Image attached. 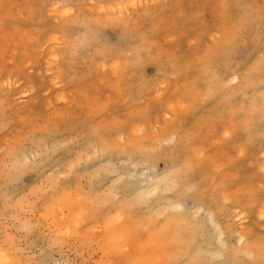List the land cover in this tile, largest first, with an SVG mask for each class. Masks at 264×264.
<instances>
[{"label": "rangeland", "instance_id": "obj_1", "mask_svg": "<svg viewBox=\"0 0 264 264\" xmlns=\"http://www.w3.org/2000/svg\"><path fill=\"white\" fill-rule=\"evenodd\" d=\"M0 1L2 2H0V234L2 233L0 252L6 254L7 264H18V262L20 264H104L105 261L106 264H109L111 263L109 260L112 258L113 262V258H116L114 256L117 254L110 255L112 257H107L108 260L107 258L105 260L104 257L110 253L113 243L117 249L118 245L122 246L117 244L116 240L120 241L123 236L119 237L117 233L123 235L122 232L125 230L126 238L129 237L131 242L135 241L134 247L139 246L138 251L143 250V247L146 246L143 245L144 243L149 245L152 241L153 245H150L156 247L158 244L154 241L159 239L158 243L174 241L176 244L174 242L173 244L175 247L178 244L177 249L183 256L177 255L181 258L187 257L186 250L182 249L188 245L186 241L191 235L187 223L180 219L165 220L164 211L161 209L148 212L150 215L145 217L130 215L132 206L143 202L145 205L150 203L151 199L146 195L138 196L128 202H121L118 209H112L94 217V213L90 212L94 211L91 209L94 207L90 208L92 200L88 198V186L90 185L88 182L96 177H104L107 185L94 195L96 198L100 196L98 199L101 200L94 199L98 205L108 206L116 197L111 195L112 185H114L111 176L119 171V164L116 163V166L113 167L102 166L101 163L95 164V154L87 153L93 152V149L79 148V140L86 127L91 124L96 128L97 125L111 126L114 121L120 124L113 125L117 126L116 130L111 126L113 128L112 135L115 137L124 138L125 136L130 139L133 133L132 139H135L146 134L147 131L153 132L154 129L155 133H159L161 128L170 121L169 119L183 117L184 112L193 107L208 106L207 110L210 111L206 114V120L203 121L202 126L194 120H188L182 125L183 132L189 131L188 133H190L188 139H191L193 135L199 139L198 141L196 138L197 142H193L192 152L201 157H208L216 153L213 159L216 164L214 175L229 170L226 158L232 159L230 161L237 166L234 167V170L239 173L240 178L237 185L229 191V196H236L237 193L244 192L251 193L247 194L246 205L248 207L252 204L255 207L251 217L241 219L239 222L244 224L246 220H250L256 231L258 230L264 237V157L253 155L245 157L243 152H246L247 145L234 143L231 139L238 127L242 129L245 124V128H247L250 122V115L244 114L241 108L254 98L260 97V93L264 91V0H138L140 4L134 6L135 8L127 4L129 0H93L96 6L104 7L103 10L95 9L96 12L91 9V0H59L61 13L53 12L55 0ZM141 5L144 6L141 7ZM66 10L68 12L64 13ZM86 10L90 12L88 13ZM70 15L73 19H70ZM65 24L66 26H64ZM54 35L60 37L59 42L49 39ZM62 35H64V39H62ZM147 35L148 38H146ZM46 38L48 39L46 40ZM174 53L175 55H170ZM202 64L203 66H201ZM211 69L218 76L238 71L248 76L250 83L247 82L248 85L243 88L244 90L233 96L227 103L215 105L216 95L223 88L217 84L216 77L211 76ZM4 78L5 80H2ZM174 98L178 99L174 100ZM215 106H217L215 109H211ZM240 120L241 122H239ZM155 121L157 122L155 123ZM145 127L147 130L144 133ZM195 127L197 131L194 130ZM201 140L203 142H200ZM215 142L218 143L215 144ZM26 152L30 155L31 161L25 158ZM31 152H40V154L34 156L31 155ZM221 153L222 156H217ZM46 157L47 163L55 158L60 159L59 166L54 170L44 172L43 168L32 165L36 160ZM221 157L224 158L221 159ZM225 161L226 163H224ZM240 161H242L241 165ZM73 166L75 167L73 168ZM72 170L75 171L72 172ZM131 177L135 178V175H131ZM59 180H62L61 184ZM77 181L79 182L77 183ZM242 182H245V185ZM247 184L248 186H246ZM59 185L65 186L66 195H68L67 206L74 209L67 211L62 208L63 211L68 214H70L69 212L76 214L80 211L79 214L73 215L77 218L81 215L85 216L77 219L73 215H71L72 217H68V215L67 218L70 219L65 222L68 228L63 229L66 225L61 227L63 225L61 224L60 231L62 232L52 226L54 220L60 219L57 214L60 212L58 215L65 218L66 215H63L65 212L61 213L62 209L58 205L59 208L56 206L57 210H60L55 212L57 214H53L58 219L49 218L52 215H48V211L54 199L45 201V196L52 193ZM249 186L252 188L250 189ZM238 190L239 192H237ZM38 194L41 196L37 200ZM103 197L104 199H102ZM30 200L32 203L34 202V206ZM85 202L87 204L90 202L89 206ZM125 205L127 206L126 210L129 208L128 211L125 210ZM86 206L91 209H87L91 214L86 213ZM122 209L125 210V214L130 215L129 218L126 215L124 223L126 222L127 225L128 221L129 225L132 223L130 226L134 230L131 231L129 227L132 237L130 231H127V225L125 230L120 228L122 218L125 217L121 213ZM18 210L19 212H17ZM111 216H121V218L113 217L112 219ZM148 217L151 219L149 220ZM73 218L78 220L79 226L76 221L73 222ZM25 219L30 221L26 222ZM48 219L52 220V223L47 221ZM102 219L107 223L110 222L111 225L120 224L117 227L120 228V231L115 233L114 231L117 229L106 228L107 225L103 226L104 231H101ZM146 219L149 220V223L145 226L143 223L140 224L143 226V231H139L142 227L139 229L133 226H136L134 223L138 220L144 222ZM71 221L72 223H70ZM79 221L82 222L79 223ZM59 222L61 223V220L58 221V224ZM169 222L175 225L169 224L170 227H164L166 224L168 226ZM73 223L78 226H75L77 229H73L75 224L69 226ZM181 223L182 225H180ZM162 226L163 230L166 228L169 230L172 227V232L171 230L167 231L170 236L167 234H165L167 238L164 234L161 236L159 235L160 231V233H156L159 237L165 238L160 239L157 235L158 238L155 240L153 238L145 239L150 236V232L152 234L156 230H161ZM93 227L95 229H91ZM27 228L29 232H27ZM5 229H8L9 232ZM85 229L86 231L89 229L88 234L93 233L94 235L100 230L101 233L98 235H102L100 238L97 235L100 240L96 235L94 236V238L96 237L94 240L97 239L96 245L92 243L93 238L87 239L86 235L82 234ZM136 229L139 230L135 231ZM71 230L73 231L71 232ZM68 231H70L69 234H67ZM110 231L113 236L115 235L114 239L113 236H110ZM74 232L77 233L74 234ZM127 232L130 234L129 236ZM185 233H188L189 236ZM88 234L87 236H89ZM9 236L12 240L8 238ZM182 236L185 237V243ZM109 237L113 241L116 237L117 239L115 242H111L110 238L111 246L100 245H107ZM3 240L5 241L3 242ZM15 240L17 241L15 242ZM129 240L127 239L128 242ZM140 240H143V243ZM137 241H140L142 245L139 243L138 246H135ZM179 241L180 243H178ZM123 242L125 245L126 242ZM131 244L128 245L130 248H132ZM161 246L158 248L162 252L167 246L164 247L165 249ZM114 247L111 250L115 254ZM147 247L144 249L146 250L145 254L148 252ZM156 248L149 249L153 251ZM170 248L167 247V251L162 252L167 259L162 260V264L170 263L176 252L178 253L177 249L172 247V250L175 249V251L171 255L168 250ZM124 249L126 251L127 247L119 248L120 252ZM181 250L186 255L182 254ZM131 252L133 254L135 250H131ZM140 252L142 255V251ZM154 252H150L151 255L150 253L149 255L153 256ZM21 253H23L22 256ZM156 253L154 256H158ZM160 253L159 260L161 259ZM123 254L118 255L123 256V258L118 257L119 261L118 258L116 259L118 264L125 260L124 263H126L128 259L131 261V258L134 261L141 256L134 257L137 253L132 257L129 253L127 256ZM10 255H12V263H9ZM202 255L199 253L196 255L197 257L189 258L186 264L206 263L207 261ZM126 257L128 258L125 259ZM139 258L137 259L139 262L149 259L139 260ZM157 258L154 260L157 261ZM129 261L127 264H134ZM143 264L145 263L143 262Z\"/></svg>", "mask_w": 264, "mask_h": 264}, {"label": "bare ground", "instance_id": "obj_2", "mask_svg": "<svg viewBox=\"0 0 264 264\" xmlns=\"http://www.w3.org/2000/svg\"><path fill=\"white\" fill-rule=\"evenodd\" d=\"M91 3H92L91 9H94L93 10L94 12H96L95 9H97V10H103L104 9L103 6H96L95 1H93V0H91ZM112 3H113V1H112ZM138 3H139L138 0H129L127 4L128 5H132L134 7V6H137ZM132 6H130V7H132ZM142 6H144V5H141V7ZM52 9H53V12H57V13L60 12V1L59 0H55L54 1ZM86 11L88 12V10H86ZM90 11L92 12V10H90ZM67 12L68 11L66 10L64 13H67ZM101 12H103V11H101ZM142 14H143V12H142ZM107 15H108V13H107ZM108 16H110V15H108ZM71 18L72 17L70 15V19ZM77 18H78V15H77ZM97 18L99 19V15L97 16ZM62 26H61V28H62ZM64 26H66V24ZM64 33H66V32H64ZM51 34L53 35V33H51ZM62 37H63L62 39H64V35H62ZM48 38H46V40ZM146 38H148V35H147ZM49 39H51L53 41H56V42L60 41V37L59 36H55V35H54L53 38L50 37ZM45 42H47V41H45ZM47 43H49V42H47ZM62 47H63V45H62ZM63 52H66V51H63ZM170 55H175V53L174 54H170ZM56 56H58V55H56ZM201 57H202V55H201ZM201 57H199V58H201ZM135 60H137V59H135ZM128 62H129V60H128ZM131 62H133V61H131ZM126 64H128V63H126ZM201 66H203V64ZM50 70H51V68H50ZM120 74H122V73H120ZM210 74H211L212 77H214V78L216 77L217 84L220 85L223 88V89H221L222 91L220 92V90H219L220 93L218 95H216L217 99H216V101H214L215 105H217L218 103L221 104L223 102L227 103V101L231 100V98L233 96L237 95L240 91L244 90L243 88L246 87V85H248V83H250V82H248L249 81L248 80L249 79L248 76L243 75V74H241L238 71H232V72L227 73L224 76L223 75H219L218 76V75H216V72L213 69H211L210 70ZM173 75H176V74H173ZM5 78L2 79V80H5ZM202 80H204V79H202ZM2 83H3V81H2ZM54 84H55V82H54ZM3 85H5V84H3ZM59 96H61V95H59ZM175 99H178V98H174V100ZM2 100H3V98H2ZM173 102L176 103L175 101H173ZM216 107L217 106L211 107V109H213V108L215 109ZM168 108H169V106H168ZM208 108H209L208 106L193 107L190 110H186L185 112L183 111L184 112L183 117H180V118H177V117L174 118L173 117L174 119H172V120L169 119L170 121H168L166 123V125L161 128L159 133H155V131H154L155 129L154 130L152 129L153 132L150 131L151 128L149 127L150 128L149 129L150 132L147 131V133L144 134L145 131L147 130V128H146L147 126H146L145 130H144V133H141V134H144V135H142V136L139 135L140 137L139 138H135V139H132L133 133H132V137L130 139L129 138H125V136L123 138V137H119V136L115 137L114 135H112L113 134V132H112L113 128L111 126L118 124V122L116 123L115 121H114L115 124H114V122H112L113 124L111 126L110 125H108V126H106V125L98 126L97 125V127L94 128V127H92V124H91V126L86 127V130L84 131L82 137L79 140V142H80V147L79 148L82 147V148H84V150L93 149V152H87V153H92V155L95 154V156H96L95 164H100L101 163L100 165L109 166V167H113L114 165L116 166V163L119 164V171L116 172L114 170V172H116V174L111 176L112 179H113V183H114V185H112L111 195H114V197L116 196L115 199L112 196L113 201H111V203H109L108 206H104V207H103V204L101 206V205H98L96 203V201L94 199L96 197H94V195L97 194L99 191H101L107 185V182L104 179V177H102V176L101 177H96V178H94V180H91L90 182H88V184L90 183L89 186L87 185L89 187V190H88L89 197L88 198L92 200L91 204L93 205V206L91 205L90 208L94 207V208H91L92 210L94 209V211L93 212L90 211L91 209L88 207L89 203L91 201L88 204H87V202H85V204L88 205V206H86L87 207L86 208V211H87L86 213L87 214H89L90 212L94 213V217L95 216L97 217L99 215H102L103 213H107L108 211H110L112 209H116V208L118 209L119 208V203H121V202H128V201L132 200L133 198H137L138 196L146 195V197L151 199L150 203L148 205H145L144 202L142 204L141 203H138L136 205L133 204L134 207L133 206L131 207L132 210H131L130 215L134 214V216H136V217H145L146 215L149 214L148 212H153L155 210L161 209L162 211H164L163 213H164L165 220L166 219H174V220H179L180 219V221H184L185 223L188 224L189 232L191 234L190 238H188L187 241H186V243L188 245L186 246V248H182V247H185V246L181 247L182 249H185L186 253L188 254L187 257H185V258H181L183 255L182 256L180 255L181 252L178 251V249H177L178 244L175 247L174 244H176V243L174 241H173L174 244H173V242H171V243H168V242H166V243L162 242L161 243V242H159L160 244L158 243V241H160L159 239H157L159 237V235L162 236L164 234V236L166 238H167V236L165 234L170 236V234H168L167 231L169 232L171 230V232H172V229H171L172 227L169 230L167 228L170 227V225H172L174 223L170 224L171 222H169L168 226H167V224L164 225V227H167L166 229L164 228L165 230H163V226L160 228L161 230H156L155 229L156 231L154 230L155 231V232H153L154 234L153 233L151 234V232H150V236L145 238V239L153 238V240L157 239L154 242H157V244L159 246L162 245L161 248L162 247L164 248L165 246H167L168 248L171 247L170 248L171 250H172V247L177 249L178 253L176 252V255L179 254L181 257H179L178 255L176 257V255H175V257H173L171 259V262L168 263V264H186V262L188 261L189 258H193L194 256L198 255L199 253L200 254L202 253L203 254L202 256H204V259L207 261L206 263L204 262L202 264H264V237L259 233L258 230L256 231V228L253 227V223L250 220L249 221L246 220V223H244V224L239 222L241 219L249 218V216L251 217L252 210L255 209V207L252 204H251V206H248V207L246 205V202H247L246 199L248 198L247 194H251V193L244 192V193H241V194L237 193L236 196H232V195H231L232 197L229 196V191L235 185H237V183L239 181V178H240L239 173L235 172V170H234V167L236 165H233L231 163V161H230V160H232L231 158H226V156H224L226 158L227 163H229L228 164V169L229 170H227L225 172L224 171L223 172H219L217 175H214L215 174V166H216V164L213 161V159H214V156H215L216 153L213 152L214 153V155H213L211 150H210L212 155H210L208 157L207 156L206 157H201V156L196 155L195 152H192V151L194 149L193 148V142H197V139H198L197 136L193 135L191 139H188V136L190 134V133H188L189 131L188 132L186 131L187 132L186 133V132H183V130H182V125L188 120H194V122H199L198 124L202 126L203 125V121L206 120V114L210 111V110H207ZM241 109H242L244 114L246 113V114H248V116L250 115V122L248 123L247 128H245V124H243L244 128L241 129V127H238L236 129L234 135L231 138L232 142H234V143L235 142L236 143H245L247 145V147H245V151L246 152H243L245 157L246 156H250V155L258 156V157L259 156L260 157H264V91L262 93H260V97L254 98L253 100L250 101L249 104H247L246 106H243ZM177 111H179V110H177ZM179 115H180V113H179ZM211 118H213V117H211ZM243 121H244V119H243ZM156 122L157 121H155V123ZM239 122H241V120ZM134 124L137 126L136 123H134ZM143 124H145V123H143ZM163 124H165L164 121H163ZM99 125H102V124H99ZM118 125H120V124H118ZM138 125H139V121H138ZM201 126H199L200 129H201ZM116 127H114V130H116L115 129ZM135 129H136V127H135ZM194 130L197 131L196 127H195ZM192 134L193 133L191 132V135ZM196 134H197V132H196ZM203 140H206V139H203ZM191 141H192V143H191ZM198 141H199V139H198ZM200 142H203V141L201 140ZM208 143H209V141H208ZM216 143H218V142H215V144ZM213 144H214V142H213ZM220 144H223V143H220ZM209 145L211 146L212 143L209 144ZM232 145H233V143H232ZM218 147H219V145H218ZM218 147H217V149H218ZM209 149H211V148H209ZM39 154H40V152H31V155H34V156H37ZM95 156H94V158H95ZM217 156H222V153L220 155L217 154ZM230 156H231V154H230ZM216 157H215V160L217 159ZM224 157H221V159L224 158ZM25 158L30 160L31 157L28 154V152L25 153ZM28 160H27V163H28ZM47 161H48V159L46 157V158L41 159V160H36V162H34V164L32 163V165L34 167L36 166L37 168L38 167L43 168V170L45 172V171H49V170H54L56 167H58L60 159L57 160L55 158L54 160H50L48 163H47ZM226 161L224 163H226ZM222 164H223V162H222ZM239 164L241 165L242 161H240ZM25 165H26V163H25ZM79 166H81V165H79ZM74 167L75 166H73V168ZM216 169H217V167H216ZM99 170H101V169H99ZM73 171H75V170H72V172ZM233 171H234V173H233ZM236 171H238V170H236ZM72 172H71V174H72ZM77 172H79V171H77ZM86 173H88V172H86ZM76 174H78V173H76ZM131 175H133V176L135 175V178H132ZM78 177H80V176L78 175ZM263 179H264V177H263ZM54 180H56V179H54ZM46 181H47V179H46ZM59 181H60V184H61L62 180H59ZM78 182L79 181H77V183ZM49 183H51V182H49ZM244 183L245 182H242V184H244ZM46 186H48V185H46ZM53 186H55V185H53ZM246 186H248V184ZM253 186H255V184H253ZM43 188H45V187H43ZM54 188H56V187H54ZM249 188L251 189L252 187L249 186ZM253 188H255V187H253ZM261 189H263V188L261 187ZM240 190H241V188H240ZM237 192H239V190ZM72 195H73V193H72ZM37 196L38 197H36V198L38 200L39 196H41V195L38 194ZM104 197L102 199H104ZM106 197H108V196H106ZM51 198L54 199L53 200L54 202H52L53 204L51 203L52 205L50 204L51 205L50 206V210L49 209H48L49 211L47 210L48 211V215H52V216H49V218H51V217L57 218L58 216H60V219L58 221L61 220V223L59 222V224H58L57 220H54L52 218V220H54L53 221L54 225L52 224L53 225L52 227L60 231V229H62L61 227L66 225L65 222L66 221L68 222V219H70V218H67V216L69 215L68 217H70L71 215L75 214L74 212L72 214H71V212H69L70 214H68V212L63 211V210L65 209L67 211L68 210L69 211H71V210L73 211L74 209L72 207H70L69 205L67 206L66 202L68 200V195H66L65 186L63 187L62 185H59L52 193H50L49 195L47 194L45 196V201L51 200ZM98 198H100V196ZM98 198H96V199L97 200H101V199H98ZM34 200H36V199L34 198ZM26 201H27V199H26ZM30 201H31V204H33V206H34L35 205L34 202L32 203V200H30ZM106 201H109V200H106ZM138 202H140V201H138ZM99 204H100V202H99ZM106 204H108V203H106ZM58 205L61 207L60 209L64 208L62 210H60V209L59 210L61 211V213L65 212V214L63 213V215H66L65 218L67 220L65 218H61V215H58V214H60V212L58 214L55 213V212L59 211V210H57ZM126 205L124 206L125 210H126V207H127ZM260 205H259V207H260ZM128 206H129V204H128ZM27 207H29V206H27ZM120 207L122 208V206H120ZM68 208H70V209H68ZM88 208L90 210H87ZM128 209L129 208H127L126 211H128ZM122 210L124 212L121 211V213L125 217L122 218L123 221H121L122 219L120 220L121 223L118 221L121 224V226H120V224L118 225V223L113 222L114 220L111 221V222L115 223V225L114 224L111 225L110 222L107 223V222H105V220L102 219L103 221H101L102 222L101 223V227L99 226L101 231H104L102 229V227L106 226V225H107L106 228L107 227H112L113 230H115L114 228H116L117 230L114 231L115 233L119 232L120 228L121 229L123 228V230H125L127 224H125L126 222L124 223V219L127 218V216L129 218L130 215L125 214L126 212H125L124 209H122ZM88 211H90V212H88ZM17 212H19V210ZM25 212H27V211H25ZM75 212H77V211H75ZM78 212L80 213V211H78ZM78 212L76 214H79ZM82 212L85 213L84 211H82ZM23 213H24V211H23ZM83 213H81V214H83ZM157 213H155V214H157ZM53 214H57V217L53 216ZM75 215H73V217L77 218V217H75ZM117 215L119 216V214H117ZM42 216H44V215H42ZM42 216H41V218H42ZM82 216L83 215L79 216V218H77V219H81L80 217H82ZM90 216L92 217L93 215H90ZM90 216H89V218H91ZM154 216H156V215H154ZM11 217H13V216H11ZM83 217H85V216H83ZM113 217L114 216H111L112 219H113ZM116 217H114V218H116ZM111 218H110V220H112ZM118 218H121V216L117 217V219ZM18 219H20V218H18ZM26 219H28V218H26ZM63 219H64V222L62 223ZM77 219L76 220L74 219L73 222H75V221L77 222L78 221ZM104 219H106V218H104ZM107 219H109V218H107ZM117 219H115L116 222H117ZM148 219H149V217H148ZM148 219H146L144 222H143V220H138L136 223L133 222L134 224H136V226L133 225L135 228H139L140 229L142 227L141 228L142 230L141 229L140 230L136 229L135 231H138V230L139 231H143V226H145L147 223H149V220L151 218L149 220ZM49 220L50 219H48L47 221H49ZM52 220L49 221V222L52 223ZM71 220H72V218H71ZM91 220H92V218H91ZM94 220H95V218H94ZM157 220H159V219H157ZM160 220H161V218H160ZM29 221L30 220H26V222H29ZM81 222L82 221H79V223H81ZM48 223H47V225H48ZM51 223H50V225H51ZM70 223H72V221ZM127 223H128L127 231L128 232L130 230L133 231L134 228H132V226H130L132 223L130 225H129V223H130L129 221ZM137 223H138V225H137ZM142 223H143V226L140 225ZM61 224H63V225H61ZM74 224L75 223L70 224L69 226H72ZM77 224H78V222H77ZM60 225H61V227H60ZM79 225L80 224H78V226ZM180 225H182V223ZM75 226H76V224L73 226L74 228L73 227L72 228L73 229H77L76 227H78V226H76V227ZM118 226H120L119 229L117 228ZM66 227L68 228V226L66 225V226L63 227V229L66 228ZM95 227H96V225H95ZM95 227H93L91 229H95ZM129 227H130V230H129ZM30 229H31V227H30ZM67 230H69V229H67ZM113 230H111V231H112L113 234H115L113 232ZM5 231L9 232L8 229H5ZM72 231L73 230H71V232ZM74 231H77V230H74ZM84 231L85 232L82 233V234L86 235L87 239H90V237H91V239L93 238L92 243H95V245H96L98 236L100 238V236L102 235V234L98 235L99 233H101L100 230H99V233L95 234L96 237H97L96 240H94L96 237L94 238L95 235L93 233L88 234L89 229L87 231L85 229ZM111 231H110V234H111ZM125 231L122 232L123 235L117 233V236H119V237L123 236V237L120 238V241H119V239L116 240L117 237L115 239L117 241V244L119 243V244L122 245V246L118 245L119 246V247L117 246L118 249L114 247V243L112 244V246H111V244H109L110 240L112 239L111 237H109L108 242H106V240H105L107 245L106 244H100V245H104V246H107V247L109 245L111 246V248L109 247L110 248V253H109V251H107V253H109L108 256L104 252L106 254V257H104L105 260L110 255L114 256V255L117 254V256H114L116 258H113V262L111 261L112 258H111V260H109V262H111V263H109L107 261L109 264H115V263L118 264L117 262L120 260L118 258L120 256H118V255L120 253H124L126 256L129 253L130 257H132L135 253H137V254L134 255V257H136L137 255H141L140 251H142V253L144 255L142 254L141 256H139L141 258L137 257L136 260L138 258H139V260L140 259H144L145 260V259L149 258L147 261L146 260L145 261L142 260L141 261L142 263H141L138 260L137 261L136 260L133 261V259L131 258V261H129V259H128L127 262L128 261L129 262H133L134 264L137 263V262H138L137 264H139V263L143 264V262L145 264H149V263L153 264L152 262L156 261L154 259H156L158 257L157 259L159 260V253L161 252V249L158 248L159 247L158 245H157L158 247L156 246L157 247L156 248L155 246L154 247L151 246V245H153V243H152L153 241L151 243H149V245L144 243L143 245L144 246L146 245L145 247L149 246V247H147L148 249L149 248L150 249L156 248L155 250L157 251V253H156L155 250L151 251L150 249L149 250L147 249V251H148L147 253L148 254L147 253L145 254V252H146V250H144V249H146L145 247H143V250L138 251V249H140L138 244L140 243L142 245V243H143L142 241L143 240L142 241L140 240L142 243L140 241L139 242L137 241L138 243H135V246H138V247H134L133 244H134L135 241L131 242L129 240V237L126 238V236H125L126 232ZM131 231H130V234H131V237H132V232ZM160 231H161V234L158 235L157 233H160ZM27 232H29V229L27 230ZM60 232H62V231H60ZM63 232H65V231H63ZM86 232H87V234L89 236H87ZM128 232H127V234H128ZM69 233H70V231H68L67 234H69ZM75 233H77V232H74V234ZM188 233H185V234L189 236ZM5 234H7V233H5ZM53 234H55V233H53ZM113 234H111L110 236H113ZM130 234H128V236ZM0 235H1L0 237H2V233ZM61 235H63V234H61ZM157 235H158V237H157ZM114 236H113V239H114ZM161 236L159 237L160 239L165 238V237H161ZM8 238H10V236ZM122 238L123 239L125 238L126 240L125 239L123 240ZM113 239L111 240V242H115V240L113 241ZM127 239L129 240V242L127 241ZM182 239L184 240V243H185V237H183ZM98 240H100V239H98ZM4 241L5 240H3V242ZM16 241L17 240H15V242ZM123 241H125L126 243H129L128 244L129 246L132 243L131 244L132 248H130L126 243H125V245H123V243H124ZM178 243H180V241ZM184 243H181V244L182 245H186ZM11 244H9V245H11ZM154 244H156V243H154ZM163 244H166V245L163 246ZM95 247H97V246H95ZM99 247H101V246H99ZM113 247L115 248V250L113 249L115 251V254L111 250ZM120 247H127V250L128 249L129 250L127 252V250L125 251V249H124L122 252H120V250H119ZM167 247H165V248L167 249ZM102 248L104 249L103 246H102ZM136 248H137V250H136ZM116 249L119 250V252H117ZM170 249H168V250H169V253L171 252V255H172L173 252L175 251V249L172 250V251ZM131 250H135V252L132 254L133 251L131 252ZM165 250H162V252H164ZM5 251H7V250H5ZM98 251H100V250H98ZM149 251L151 253L155 251L154 253H156L158 256H154V253L152 254L153 256H150L151 253ZM182 252H183L182 254L185 253L184 251H182ZM0 253H2V252H0ZM100 253H101V251H100ZM111 253H113V254H111ZM149 253H150V255H149ZM161 253H160V258L161 259L159 261L157 260L158 262L156 261L154 264H156V263L159 264L160 262L162 264V262H163L162 260H164L166 258L165 254H164L165 252L162 253V254H164L163 257H161V255H162ZM186 253L184 255H186ZM22 254L23 253H21V256H22ZM102 254H103V252H102ZM102 254H101V256L103 258ZM147 255H148V257H147ZM11 256L12 255H10L9 258L7 257L9 259V261H10L9 263H12ZM110 257H112V256H110ZM151 257H153V258H151ZM15 258H17V257H15ZM15 258H13V260H16ZM109 258H107V260ZM117 258H118V261H116ZM120 258H123V256L120 257ZM127 258L128 257H126L125 259H127ZM22 260H23V258H22ZM102 260H104V259H102ZM165 260H167V259H165ZM194 260H197V259L194 258ZM199 260H201V259H199ZM122 261H123V259H122ZM125 261H123V263H120V264H127V262L124 263ZM0 262H1L0 264H2V263L3 264L4 263L7 264L8 263L7 259H6V254H3V253L0 254ZM105 262H104V264H106ZM14 263H17V262L14 261ZM164 263H165V261H164ZM196 263L197 262H194L193 264H196ZM18 264H20V262H18Z\"/></svg>", "mask_w": 264, "mask_h": 264}]
</instances>
